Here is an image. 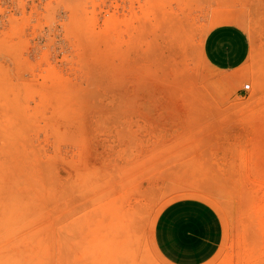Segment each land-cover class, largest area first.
<instances>
[{
    "label": "rangeland",
    "instance_id": "1",
    "mask_svg": "<svg viewBox=\"0 0 264 264\" xmlns=\"http://www.w3.org/2000/svg\"><path fill=\"white\" fill-rule=\"evenodd\" d=\"M227 23L251 51L218 71ZM263 75L264 0H0V264H168L182 198L224 222L208 264H264Z\"/></svg>",
    "mask_w": 264,
    "mask_h": 264
},
{
    "label": "crops",
    "instance_id": "2",
    "mask_svg": "<svg viewBox=\"0 0 264 264\" xmlns=\"http://www.w3.org/2000/svg\"><path fill=\"white\" fill-rule=\"evenodd\" d=\"M247 32L227 23L212 28L203 43L204 58L215 70L234 71L250 56ZM154 244L168 264H208L225 239V225L216 210L199 198H182L160 212L154 228Z\"/></svg>",
    "mask_w": 264,
    "mask_h": 264
},
{
    "label": "bare ground",
    "instance_id": "3",
    "mask_svg": "<svg viewBox=\"0 0 264 264\" xmlns=\"http://www.w3.org/2000/svg\"><path fill=\"white\" fill-rule=\"evenodd\" d=\"M263 76H264V75H263ZM261 82H262V81H261ZM11 84H12V85H11ZM11 84H10V85L13 86V83H11ZM263 84H264V83H263ZM262 86H263V85H262ZM11 88H12V87H11ZM263 88H264V87H263ZM12 91H14V90H12ZM9 93H10V92H9ZM10 99L13 100L12 98H10ZM261 105L263 106L264 103H262ZM22 109H23V108H22ZM24 121H25V120H24ZM24 125H25V123H24Z\"/></svg>",
    "mask_w": 264,
    "mask_h": 264
},
{
    "label": "built area",
    "instance_id": "4",
    "mask_svg": "<svg viewBox=\"0 0 264 264\" xmlns=\"http://www.w3.org/2000/svg\"><path fill=\"white\" fill-rule=\"evenodd\" d=\"M246 89H251V85L250 84H247L246 85Z\"/></svg>",
    "mask_w": 264,
    "mask_h": 264
}]
</instances>
